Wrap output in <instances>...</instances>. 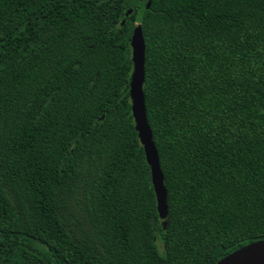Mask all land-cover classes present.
<instances>
[{
  "label": "trees",
  "instance_id": "obj_1",
  "mask_svg": "<svg viewBox=\"0 0 264 264\" xmlns=\"http://www.w3.org/2000/svg\"><path fill=\"white\" fill-rule=\"evenodd\" d=\"M148 1L0 0V264H217L264 240V0Z\"/></svg>",
  "mask_w": 264,
  "mask_h": 264
},
{
  "label": "water",
  "instance_id": "obj_2",
  "mask_svg": "<svg viewBox=\"0 0 264 264\" xmlns=\"http://www.w3.org/2000/svg\"><path fill=\"white\" fill-rule=\"evenodd\" d=\"M152 0L148 1L147 8L151 7ZM133 9L127 11V16ZM125 23V20L122 24ZM132 61L134 71L130 83V96L132 99V112L141 143L145 150L147 162L151 168L152 182L158 202V211L162 219L168 216V192L165 186L164 173L161 167L158 148L148 120L145 101L144 83L146 78V44L142 27L138 25L133 32ZM217 264H264V240L247 244L222 258Z\"/></svg>",
  "mask_w": 264,
  "mask_h": 264
}]
</instances>
